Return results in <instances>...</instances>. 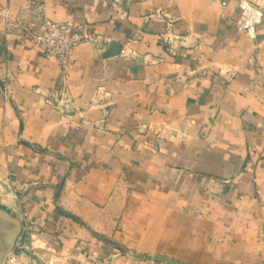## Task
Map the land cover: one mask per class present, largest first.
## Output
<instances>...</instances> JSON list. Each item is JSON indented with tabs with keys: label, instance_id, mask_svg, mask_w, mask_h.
Wrapping results in <instances>:
<instances>
[{
	"label": "crops",
	"instance_id": "crops-1",
	"mask_svg": "<svg viewBox=\"0 0 264 264\" xmlns=\"http://www.w3.org/2000/svg\"><path fill=\"white\" fill-rule=\"evenodd\" d=\"M238 20V0H0V208L22 226L0 264H264V21L252 41ZM52 22L99 42L60 65L24 38Z\"/></svg>",
	"mask_w": 264,
	"mask_h": 264
},
{
	"label": "built area",
	"instance_id": "built-area-1",
	"mask_svg": "<svg viewBox=\"0 0 264 264\" xmlns=\"http://www.w3.org/2000/svg\"><path fill=\"white\" fill-rule=\"evenodd\" d=\"M222 6H227L229 0H216ZM239 20L237 30L245 34L250 40L256 41L258 38L257 29L264 21V0L260 3H254L250 0H238ZM6 23H12L10 14L7 10L2 11ZM152 20L159 21L164 17L161 12L157 11L151 16ZM24 38L39 48L44 55L54 60L60 65H64L69 56L81 44H97L98 38L94 34H87L83 37L78 35L72 26L67 23L52 22L44 27L40 32L32 33L25 29ZM164 44L172 49L176 42V37L172 34L171 29L167 32ZM225 183H229L226 181ZM111 264V263H108Z\"/></svg>",
	"mask_w": 264,
	"mask_h": 264
},
{
	"label": "water",
	"instance_id": "water-1",
	"mask_svg": "<svg viewBox=\"0 0 264 264\" xmlns=\"http://www.w3.org/2000/svg\"><path fill=\"white\" fill-rule=\"evenodd\" d=\"M119 53L120 45L113 44L112 51L109 52V55L117 56ZM65 181L66 180L64 179L56 190V201L60 199ZM21 234L22 226L20 222L4 210L0 209V260L13 252L17 240L21 236ZM152 260L167 264H177L173 260L162 257H154L152 258Z\"/></svg>",
	"mask_w": 264,
	"mask_h": 264
},
{
	"label": "trees",
	"instance_id": "trees-1",
	"mask_svg": "<svg viewBox=\"0 0 264 264\" xmlns=\"http://www.w3.org/2000/svg\"><path fill=\"white\" fill-rule=\"evenodd\" d=\"M1 209V208H0ZM75 219V218H74Z\"/></svg>",
	"mask_w": 264,
	"mask_h": 264
}]
</instances>
